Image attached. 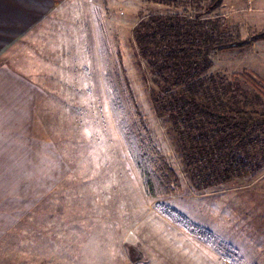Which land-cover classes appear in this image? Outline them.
I'll list each match as a JSON object with an SVG mask.
<instances>
[{
	"label": "rangeland",
	"instance_id": "374dc122",
	"mask_svg": "<svg viewBox=\"0 0 264 264\" xmlns=\"http://www.w3.org/2000/svg\"><path fill=\"white\" fill-rule=\"evenodd\" d=\"M193 2L71 0L66 20L56 22L69 37L67 51L10 54L50 94L52 162L37 164L30 179L22 175L19 203L26 211L0 237V264H264V168L223 185H193L166 119L149 98L152 85L142 77L146 66L138 65L135 26L152 15L195 17L202 10ZM209 15L241 40L264 30V0H224ZM120 56L159 147L181 177L175 195L149 194L123 130L124 115L108 78ZM211 58L213 72L247 71L264 80V39ZM261 102L264 109V97ZM160 202L208 231L217 247L165 216L156 206Z\"/></svg>",
	"mask_w": 264,
	"mask_h": 264
},
{
	"label": "trees",
	"instance_id": "16d2710c",
	"mask_svg": "<svg viewBox=\"0 0 264 264\" xmlns=\"http://www.w3.org/2000/svg\"><path fill=\"white\" fill-rule=\"evenodd\" d=\"M198 1L203 4L195 5L194 0L193 5L202 11L195 17L152 15L135 26L133 36L139 68L146 66L143 80L145 85L148 80L152 85L148 95L155 113L166 119L167 134L191 183L208 188L240 176H255L264 168V109L259 107L264 80L247 71L230 76L213 72L211 58L222 51L251 46L252 41L264 39V30L241 40L239 33L221 29L218 16L209 15L224 0ZM105 48L110 56L106 41ZM108 78L149 194L155 198L177 194L183 186L181 177L159 147L137 103L121 56ZM128 104L133 110L128 111ZM156 206L203 241L210 237L208 231L170 205L160 202ZM208 241L217 247L216 241ZM229 255L231 252L225 256Z\"/></svg>",
	"mask_w": 264,
	"mask_h": 264
},
{
	"label": "crops",
	"instance_id": "0c3cea01",
	"mask_svg": "<svg viewBox=\"0 0 264 264\" xmlns=\"http://www.w3.org/2000/svg\"><path fill=\"white\" fill-rule=\"evenodd\" d=\"M70 1L37 7L34 0H0V237L26 211L19 203L22 175L30 179L37 164L52 162L50 94L14 65L10 54L67 51L69 37L56 22L66 20Z\"/></svg>",
	"mask_w": 264,
	"mask_h": 264
},
{
	"label": "snow or ice",
	"instance_id": "6c2138e0",
	"mask_svg": "<svg viewBox=\"0 0 264 264\" xmlns=\"http://www.w3.org/2000/svg\"><path fill=\"white\" fill-rule=\"evenodd\" d=\"M37 7H44L49 3V0H34Z\"/></svg>",
	"mask_w": 264,
	"mask_h": 264
}]
</instances>
